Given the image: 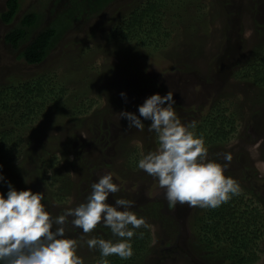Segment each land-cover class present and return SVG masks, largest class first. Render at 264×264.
Instances as JSON below:
<instances>
[{
	"label": "rangeland",
	"instance_id": "374dc122",
	"mask_svg": "<svg viewBox=\"0 0 264 264\" xmlns=\"http://www.w3.org/2000/svg\"><path fill=\"white\" fill-rule=\"evenodd\" d=\"M6 1L0 0V15ZM153 2L160 12L154 24L131 31L133 38L119 35L122 18ZM30 11L40 17L30 38L52 22H63L37 65L4 42L6 30ZM263 51L264 0H20L13 22L0 20V83L13 73L44 75L56 94L64 93L65 110L56 112L55 95L35 110L32 129L17 140L21 153L30 152L20 172L12 173V185L44 192L42 202L56 216L82 202L90 184L111 172L121 191L108 202L133 201L131 211L144 218L143 228L152 235L151 250L136 264H216L202 246L192 244L189 221L195 207L169 206L164 189L133 163L157 147L149 121H143V131L129 129L119 113L139 115L137 106L146 97L172 91L177 115L184 124L195 121L191 130L197 135L203 119L223 112L225 121L235 122L236 133L226 143L204 142L207 158L224 164V154L230 153L225 176L254 188L258 196L250 195L263 208L264 86L244 76L248 65L264 66ZM6 191L0 182V193ZM66 235L76 240L84 264L100 259L97 250L88 248L89 238L116 239L101 225L89 234L69 225ZM258 248L256 264H264V236Z\"/></svg>",
	"mask_w": 264,
	"mask_h": 264
},
{
	"label": "clouds",
	"instance_id": "9594fccd",
	"mask_svg": "<svg viewBox=\"0 0 264 264\" xmlns=\"http://www.w3.org/2000/svg\"><path fill=\"white\" fill-rule=\"evenodd\" d=\"M173 95L168 91L146 97L137 106L139 115L119 113L120 119L128 121L129 129L143 131V121H149L147 130L155 136L156 149L142 153L136 167L164 189L169 206L215 209L240 194L239 184L224 174L232 156L225 153L224 164L207 158L203 137L191 130L197 123L181 122ZM120 96L126 98V93ZM0 182L7 185L6 193H0V264H84L77 254L76 240L66 235L69 225L83 234L91 233L97 225L108 228L116 239L92 236L86 241L88 248L99 252L100 264H108L107 257L112 255L127 260L133 255L135 230L147 226L143 217L131 211L133 201L115 198L113 203L108 202L110 196L121 191L111 172L90 184L82 202L56 216L42 202L44 192L17 190L2 171Z\"/></svg>",
	"mask_w": 264,
	"mask_h": 264
},
{
	"label": "trees",
	"instance_id": "16d2710c",
	"mask_svg": "<svg viewBox=\"0 0 264 264\" xmlns=\"http://www.w3.org/2000/svg\"><path fill=\"white\" fill-rule=\"evenodd\" d=\"M158 5L157 2L149 3L142 8L143 10L135 9L122 18L119 35L122 33L128 38L131 31L134 32L149 23L154 24L153 20L160 13L156 10ZM19 10L20 0H7L6 9L0 15L1 22L12 23ZM39 19L36 11H30L22 15L19 22L13 28L6 30L4 35V42L13 52L21 51L20 57L30 65L40 64L44 60L63 25L61 20L52 22L30 38L31 29L37 26ZM260 67L258 68L254 63L248 65L249 70H246L244 76L264 86V66ZM52 84V81L44 75L23 77L16 73L7 76L0 83V166H2L0 171L11 184L14 182L12 173L20 172L25 154L28 155L30 152L29 149V152L21 153L23 146L18 147L17 140L25 130L32 129L31 124L34 120L32 115L35 114V110L45 107L54 95L56 98L53 104L56 112L60 114L62 109L65 110V106L61 103L64 93L56 94L55 86ZM62 90L64 92V88ZM225 120L223 112L217 117H206L198 127L197 135L203 137L204 142L226 143L236 133V125L233 119ZM136 151L135 149L134 152ZM139 158L137 156L133 163ZM238 184L239 195L233 196L227 203L215 209L195 207L189 221L192 244L202 246L210 255L212 263L256 264L260 259L258 244L264 236V207L260 208L261 205H258L250 195H257L254 188L248 189L246 186L242 187L241 183ZM154 216L159 218L158 215ZM136 230V234L131 239L132 257L122 260L112 255L107 257L108 264H136L138 257L144 256L147 250H151L152 235L143 227ZM99 258L97 261L94 260L93 264H100L101 257Z\"/></svg>",
	"mask_w": 264,
	"mask_h": 264
}]
</instances>
